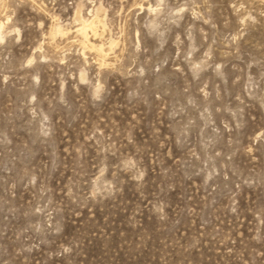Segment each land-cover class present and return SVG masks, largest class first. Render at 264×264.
Wrapping results in <instances>:
<instances>
[{"label": "rangeland", "instance_id": "374dc122", "mask_svg": "<svg viewBox=\"0 0 264 264\" xmlns=\"http://www.w3.org/2000/svg\"><path fill=\"white\" fill-rule=\"evenodd\" d=\"M0 264H264V0H0Z\"/></svg>", "mask_w": 264, "mask_h": 264}, {"label": "bare ground", "instance_id": "6f19581e", "mask_svg": "<svg viewBox=\"0 0 264 264\" xmlns=\"http://www.w3.org/2000/svg\"><path fill=\"white\" fill-rule=\"evenodd\" d=\"M93 21V20H92ZM91 22V21H90ZM89 25V27L91 28V27H93V23L91 22L90 24H88ZM88 25H86L87 27H88ZM95 26V25H94ZM94 29V28H93ZM97 45V44H96ZM90 46V45H89ZM93 47H95V45L93 46ZM84 48V47H83ZM90 48V47H89ZM92 48V47H91ZM99 48V47H98ZM95 49V48H94ZM99 49H97V51H98ZM99 53V52H98ZM101 53V52H100ZM103 53V52H102ZM105 57V56H104Z\"/></svg>", "mask_w": 264, "mask_h": 264}]
</instances>
